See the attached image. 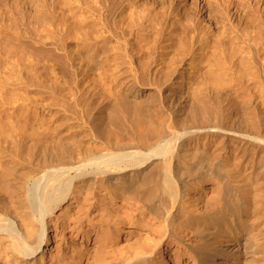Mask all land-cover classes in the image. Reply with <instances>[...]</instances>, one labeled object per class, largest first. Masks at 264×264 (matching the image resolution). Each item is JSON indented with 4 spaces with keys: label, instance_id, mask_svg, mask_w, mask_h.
Here are the masks:
<instances>
[{
    "label": "bare ground",
    "instance_id": "bare-ground-1",
    "mask_svg": "<svg viewBox=\"0 0 264 264\" xmlns=\"http://www.w3.org/2000/svg\"><path fill=\"white\" fill-rule=\"evenodd\" d=\"M260 1L227 0L242 40L228 26L198 29L172 1L64 0L59 15L52 6V57L67 60L61 70L96 72L99 86L78 91L77 151L58 126L53 143L17 120L0 134V264H264ZM250 103L263 108L258 119L233 116ZM151 105L165 116L151 119ZM13 143L14 182L2 159Z\"/></svg>",
    "mask_w": 264,
    "mask_h": 264
},
{
    "label": "rangeland",
    "instance_id": "rangeland-1",
    "mask_svg": "<svg viewBox=\"0 0 264 264\" xmlns=\"http://www.w3.org/2000/svg\"><path fill=\"white\" fill-rule=\"evenodd\" d=\"M148 1H154V5L157 6L162 4L166 5L172 1L177 9L182 10L183 7L189 9L192 16H195L194 19L196 25H198V29L203 30L210 25L213 32L217 30V33L220 32V30L222 31L223 26L224 28L228 26L227 30H231L232 34L235 36L237 34L241 40L245 39L244 34L240 31L236 15L233 16L234 19L232 18V20H234L233 23H230L225 16L224 9L228 4L227 0H208L206 3L204 0H200L202 1L200 7L202 4H205L200 12H196L194 8L195 4H192L193 0H186V2L182 0ZM63 2L64 0H0V134L8 129L9 126L11 127V124L14 127L21 124L20 128L23 127L24 129H21L22 132L32 136L38 131L43 144L45 142L53 143L57 141V135H55L52 130L55 126H58L59 129H61V133H63L61 137L62 140H68V147H71V150L77 151L79 141L82 139L80 127H77L81 124L80 107L82 103V97L79 96L78 91L87 85H89V87L99 86V79L95 74L96 72L84 73L81 70L76 72L61 70V68L64 69L69 66L67 60L59 51H57L55 58L52 57L50 43L52 35L51 8L55 5L56 11L58 12L57 14L59 15V9ZM208 2L214 7L218 6L221 8V12H224V14H215L213 12V17H211L214 19L210 18V12L207 9L209 8ZM256 7L261 17L264 18V0H261ZM232 12H234V7L231 10V13ZM58 15L57 21L59 20ZM215 21L217 23H215ZM236 48L237 43L235 42L233 44L235 52ZM219 55L223 54L221 53ZM258 57L259 56L255 54V59ZM261 57L264 63L263 50L261 51ZM203 77L204 84L202 91L203 95L208 97L205 102H209L211 96L209 95L210 68L208 65L205 67ZM107 81H109L108 78L105 82ZM215 102L218 103L217 101ZM157 103H159L158 98ZM248 106L250 107L247 109L248 112L246 109L243 110V107H239L234 111L233 116L258 119L261 115L260 111H262L263 108L254 103H250ZM33 109L35 111H33ZM47 109H49V113ZM12 110L24 111V113L20 114L18 111L15 114L14 112L9 117V112ZM242 111H244V113ZM19 114L22 117H20ZM149 114L151 115L149 116L151 119L157 120L165 116V113L156 105H151ZM40 116L42 120L38 119ZM62 116L69 117L68 122H74L76 128H73L75 130L71 129L72 131H66L62 122L63 120H59ZM22 118L26 123L21 120ZM27 118L28 120H26ZM16 120L17 123H20L17 124L15 122ZM73 130L80 135L75 133L72 134L74 132ZM12 133L14 134V132ZM69 138H73L74 143L71 142ZM11 146L12 152H9L7 148L3 147L6 152H4L5 155L2 156V159H5V162L13 167L10 179L14 182L20 172L18 160L19 152H16L14 143ZM35 151L39 152L40 149Z\"/></svg>",
    "mask_w": 264,
    "mask_h": 264
}]
</instances>
